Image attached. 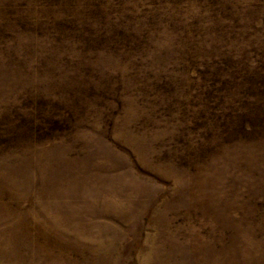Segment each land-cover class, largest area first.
<instances>
[{"label":"rangeland","instance_id":"obj_1","mask_svg":"<svg viewBox=\"0 0 264 264\" xmlns=\"http://www.w3.org/2000/svg\"><path fill=\"white\" fill-rule=\"evenodd\" d=\"M0 264H264V0H0Z\"/></svg>","mask_w":264,"mask_h":264}]
</instances>
